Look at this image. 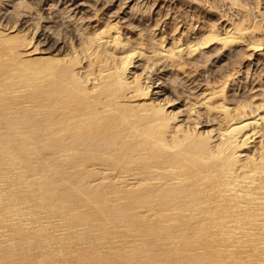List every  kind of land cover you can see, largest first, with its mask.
<instances>
[{
    "label": "bare ground",
    "instance_id": "bare-ground-1",
    "mask_svg": "<svg viewBox=\"0 0 264 264\" xmlns=\"http://www.w3.org/2000/svg\"><path fill=\"white\" fill-rule=\"evenodd\" d=\"M0 126V264H264V0H0Z\"/></svg>",
    "mask_w": 264,
    "mask_h": 264
},
{
    "label": "rangeland",
    "instance_id": "rangeland-1",
    "mask_svg": "<svg viewBox=\"0 0 264 264\" xmlns=\"http://www.w3.org/2000/svg\"><path fill=\"white\" fill-rule=\"evenodd\" d=\"M255 3H256V5H255ZM253 6H252V5ZM249 6H247L248 7V9H247V7H246V9L247 10H249V12L253 15V16H255V8H256V10L258 9V7H260V5H259V2H250L249 4H248ZM251 6H252V9H250L251 8ZM254 10V11H253ZM252 11H253V13H252ZM258 17H256V19H257ZM158 31V30H157ZM256 78V77H255ZM250 80V79H249ZM254 80H256V79H254ZM254 80H253V78L250 80V81H248V82H246L245 84L246 85H251L252 84V82L254 83ZM257 85V84H256ZM31 93L33 92L34 93V91L32 90V91H30ZM29 93V92H28ZM31 93H29V94H31ZM35 94V93H34ZM19 96V97H18ZM18 96H16L15 97V100L14 101H20L21 99H22V95H18ZM29 96V95H28ZM28 96H26L27 98H25V99H27L28 100V104H30L29 105V107L30 108H32V106H34L35 104H36V97L35 96H33V97H31V98H28ZM19 99V100H18ZM36 100V101H35ZM33 101V102H32ZM35 101V102H34ZM3 127H1L0 126V131H1V129H2ZM0 135L2 136V139H5V138H7V135H5V134H1V132H0ZM74 156H72L71 157V159H68L67 160V162H69V163H66V161H64V163H63V167L64 166H66V168H68V166H69V164H70V162H71V160H72V158H73ZM77 156H75V158H76ZM53 158V157H52ZM60 158V157H59ZM59 158H57V157H55V158H53L55 161H53V159H51V157L49 158V160L52 162H56V163H58V161H59ZM75 158H73V159H75ZM57 160V161H56ZM45 161V160H44ZM44 161H43V163L42 164H44ZM68 165V166H67ZM62 166V165H61ZM65 168V167H64ZM66 168H65V170H66ZM2 169V168H1ZM61 169H63V168H60L57 172L59 173L60 172V170ZM69 170L71 169L72 170V168H68ZM65 170H61V175L63 174V177H61L60 176V173L58 174L57 172H55V173H52L50 176H49V174H50V172H48V174H47V176H48V179H49V182H51L50 180H52V182L51 183H47V184H49V187H54V188H58L57 190H59L60 192H62V191H64L65 193H66V191L68 190L69 192L71 191V190H69V189H72V186L70 185V184H68V183H70V182H74V184L76 183V182H78V180L77 179H81V173H79L78 172V170L77 169H73V171H71L70 170V172H74L75 170H76V172H78L77 174V176L79 177V178H76L75 176V173H70L68 170V172L67 171H65ZM6 170H1L0 171V189H4L5 190V193H3V196H2V200L4 201V200H6L9 196H11V197H14V196H16V197H18V198H21L20 199V201H27V200H29L30 199V189H35V188H37V187H35V184L37 185L38 183H37V181L34 179V180H31V179H33V178H31L30 179V176L28 175V174H30V173H27V174H25V172H23V174H25V175H21L20 173H12V172H5ZM65 171V172H64ZM7 173V174H6ZM45 173V172H44ZM44 173L42 174V175H44ZM115 173L116 175H113V174ZM2 174V175H1ZM4 174H6V175H4ZM46 174V173H45ZM53 174H55L54 175V177H56V179L55 178H53V177H51ZM57 174H58V176H59V178L60 179H62L63 180V178L66 176V174L67 175H69V174H71V175H69V176H66L65 178H67L66 179V181H69V179H71L67 184H68V187L67 186H65L63 183H66V181L64 182V181H62V183L60 182L61 180L60 179H58L57 180ZM65 174V175H64ZM108 174H111V176L110 175H108ZM120 173L119 172H117V170H113V171H111V173L110 172H108L107 174H104L105 176H109L107 179H109V180H111V179H116V178H118L120 175H119ZM72 175H74V176H72ZM98 175H99V177H101V175L102 176H104L103 174H94L93 176H92V178H98ZM51 177V178H50ZM69 177V178H68ZM73 177H75V178H73ZM111 177V178H110ZM22 178V179H21ZM23 178H25V179H23ZM73 179V180H72ZM21 181L22 180V182L24 181V185L23 184H20V185H15V183H16V181L18 182V181ZM56 180V181H55ZM65 180V179H64ZM57 181H58V184H60L59 186H61V188L60 187H57L56 186V184H55V182L57 183ZM12 183V184H11ZM34 183V184H33ZM71 183V184H72ZM81 184H82V182H80ZM62 184V185H61ZM79 183H77V185H78ZM75 185L76 186V188L78 187V188H80L79 186H81V185ZM12 186V187H11ZM31 186V187H30ZM38 186V185H37ZM67 187V188H66ZM10 188H12V189H10ZM83 190H84V187L82 188ZM86 190V189H85ZM24 192H26V193H24ZM17 193V194H16ZM76 194L75 193V191L73 190V192H71L70 194L73 196V199L72 198H70L69 196H68V198L67 197H64V201H63V199L61 200L62 202H73L72 200H75L74 202H79V203H82L83 201L82 200H84L85 199V196H81V195H79V196H75L74 194ZM70 195V196H71ZM71 196V197H72ZM75 196V197H74ZM81 196V198L80 199H77V198H79ZM77 197V198H76ZM82 197H83V199H82ZM69 203V204H70ZM132 231H135L136 232V230H129L128 232H126L125 234H128L127 236H129V235H131V234H134L135 232H132ZM104 234L105 235H108L106 232H104ZM110 235H111V233H110ZM126 236V237H127ZM117 263H119V262H121V261H123V258H120V257H118L117 258V260H115Z\"/></svg>",
    "mask_w": 264,
    "mask_h": 264
}]
</instances>
